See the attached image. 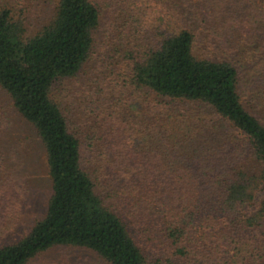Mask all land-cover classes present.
Masks as SVG:
<instances>
[{
  "label": "trees",
  "instance_id": "trees-1",
  "mask_svg": "<svg viewBox=\"0 0 264 264\" xmlns=\"http://www.w3.org/2000/svg\"><path fill=\"white\" fill-rule=\"evenodd\" d=\"M101 26L128 73L82 84ZM0 88L49 179L43 213L0 244V264L55 248L56 264H83L71 249L106 264H264V0H0ZM7 144L0 194L19 189L24 163L22 142Z\"/></svg>",
  "mask_w": 264,
  "mask_h": 264
},
{
  "label": "rangeland",
  "instance_id": "rangeland-1",
  "mask_svg": "<svg viewBox=\"0 0 264 264\" xmlns=\"http://www.w3.org/2000/svg\"><path fill=\"white\" fill-rule=\"evenodd\" d=\"M47 10V4L28 9L29 14L32 15L33 13L29 29H34L42 21L41 12ZM114 35V32H111V34L105 32L102 26L96 30L89 57L82 64L76 76L80 83L89 84L92 74L104 75L106 72L111 71L110 73L115 78L119 75L118 71L124 74L128 73L127 69L119 70L124 66L120 55L122 47H120ZM149 97L152 98L153 95L149 94ZM0 115L9 121L8 125L2 130L1 141L8 143L7 145L22 142V147L15 149V154H22L24 162L21 167L22 176L18 182L19 189L10 188L7 193L0 194L2 197L0 207L11 206V213L15 215L10 229L5 234L0 235V244H4L14 241L25 233L32 222L41 216L49 194V179L40 141L30 125L14 109L8 94L2 88H0ZM219 122L223 128L240 137V131L230 125L227 120L219 119ZM259 195L260 192L256 196L257 199ZM58 250V248H55L42 252L32 264H56ZM69 254L73 258L82 260L83 264H106L89 251L71 249Z\"/></svg>",
  "mask_w": 264,
  "mask_h": 264
}]
</instances>
